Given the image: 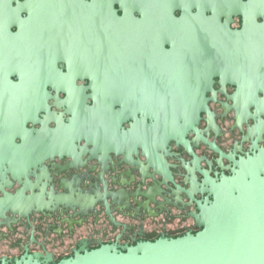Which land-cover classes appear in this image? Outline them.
<instances>
[{
    "label": "flooded vegetation",
    "instance_id": "obj_1",
    "mask_svg": "<svg viewBox=\"0 0 264 264\" xmlns=\"http://www.w3.org/2000/svg\"><path fill=\"white\" fill-rule=\"evenodd\" d=\"M184 16L197 21L171 23ZM108 30L132 38L109 41ZM258 52L264 0H0V158L28 155L10 149L26 141L22 126L61 127L107 93L119 95L120 132L140 121L193 123L208 141L192 131L188 147L165 133L136 135L127 150H98L80 139L15 176L0 167V264H57L75 251H124L200 230L194 215L197 201L212 198L207 177L218 181L264 155ZM108 78L119 85L102 86ZM181 94H204L206 110L173 119L170 102Z\"/></svg>",
    "mask_w": 264,
    "mask_h": 264
},
{
    "label": "water",
    "instance_id": "obj_2",
    "mask_svg": "<svg viewBox=\"0 0 264 264\" xmlns=\"http://www.w3.org/2000/svg\"><path fill=\"white\" fill-rule=\"evenodd\" d=\"M146 5L149 6L147 1ZM191 18L173 17L170 20L176 25L197 21L196 16ZM123 22L136 20L124 15ZM132 32L108 30L107 38L109 41L118 38L128 39L132 38ZM231 37L244 38V35L241 32ZM252 55L256 53L252 52ZM116 81L108 78L106 81L103 80L104 83L101 85L116 87L119 85ZM118 97L117 94H98L92 106L81 103L79 108L71 111L68 122L61 127L49 128L42 121L43 127L33 133L31 129L22 126L23 134L27 136L26 141L16 144L11 140L10 149L27 151L28 155L23 158L1 157L0 167L7 165L11 174L15 176L16 171L20 169L35 167L46 155L76 149L75 142L80 139L90 142L98 150H127L129 142L136 135L147 138L165 133L188 147L185 134L192 131L204 142H208L199 134L193 123L154 126L140 121L134 130L120 132L122 129L120 115L113 110L114 104L121 103L117 100ZM170 106L173 119L188 117L187 112L197 113L201 109L206 110V96L204 94L172 96ZM106 115L108 120H105ZM197 116L198 114L195 115V119ZM34 118L35 114L29 110V121ZM101 136H107L105 144ZM210 145L213 147V144ZM32 153V156L29 155ZM237 166L231 175H223L218 181L207 177L209 184L207 191L212 198L210 200L206 198L204 203L197 201L199 213L194 217L201 229L196 233L141 241L126 247L124 251L110 245H101L92 250L75 251L71 257L57 264H264V155L260 153L256 157L242 159L237 162ZM3 209L4 206H1L0 210ZM12 264L41 263L33 261L30 257L28 259L22 257Z\"/></svg>",
    "mask_w": 264,
    "mask_h": 264
}]
</instances>
